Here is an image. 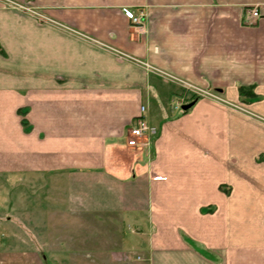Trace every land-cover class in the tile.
I'll return each mask as SVG.
<instances>
[{"label": "crops", "instance_id": "crops-1", "mask_svg": "<svg viewBox=\"0 0 264 264\" xmlns=\"http://www.w3.org/2000/svg\"><path fill=\"white\" fill-rule=\"evenodd\" d=\"M7 1L46 21L0 0V264H264V0Z\"/></svg>", "mask_w": 264, "mask_h": 264}, {"label": "built area", "instance_id": "built-area-1", "mask_svg": "<svg viewBox=\"0 0 264 264\" xmlns=\"http://www.w3.org/2000/svg\"><path fill=\"white\" fill-rule=\"evenodd\" d=\"M10 3L12 4V9L24 10V11L29 12L32 15L40 18V19L46 20V18L44 16L39 14L33 8H29V7H26V6L21 5V4L13 3L11 1H10ZM248 13H249L250 17L253 19H258L260 16L259 11L256 8L250 10ZM126 16L138 28H141L143 26V20L145 17V14L143 12H141L139 15H137V14H134L132 11H126ZM126 57H128V56H126ZM128 58H130V57H128ZM143 65L148 69H154L149 64L143 63ZM188 87L199 90L200 95L202 97L208 96V97L217 99V97H215V96H213V95H211V94H209L203 90H200V89L192 87V86H188ZM241 110H243V109H241ZM145 112H146V108L143 107L142 108V114L140 116H138L135 120H133V122L130 124L129 136L127 139V145L130 148L139 149V150H146L148 153H150L151 149L153 148V144H154V142L158 136L159 131L155 126L151 125L148 122V120L145 116ZM245 112H246V110H245ZM157 179H161V178H157Z\"/></svg>", "mask_w": 264, "mask_h": 264}, {"label": "rangeland", "instance_id": "rangeland-1", "mask_svg": "<svg viewBox=\"0 0 264 264\" xmlns=\"http://www.w3.org/2000/svg\"><path fill=\"white\" fill-rule=\"evenodd\" d=\"M3 3H4V7L6 8V9H12V4L10 3V1L8 2L7 0H3ZM29 13V12H28ZM46 21V20H45ZM187 86V85H186ZM190 86V85H189ZM193 87V86H192ZM188 90H190V91H188ZM188 90H186V92H184L182 95H181V98L183 99L182 100V103L184 104V106H186V105H189V104H191L194 100H196L197 98H211V97H208V96H204V97H202L201 95H200V91L199 90H197V89H194V88H189ZM209 94H211V95H213V96H215V97H218V99H220V98H222L219 94H217V93H209ZM212 99V98H211ZM234 109H236V110H240V109H243V110H240L241 112H243L244 114H246V115H248V116H251V112L250 111H248L247 109H246V107H242V105H237V107L236 108H234ZM245 110H246V112H245ZM2 182H4V183H6L5 181H1L0 180V197H2V196H8L9 198H11V204H10V206H8L9 207V209H14L15 208V197L21 192V190H22V188H21V186H18L19 184L18 183H15V182H13V184H11V183H6L7 185V189H6V191H7V194L4 192L5 191V184H3ZM27 190V192H28V195H29V197H31V189H26ZM1 198H0V236L2 237L1 238V241H0V244H2V243H4V242H6L5 240H6V238H4L2 235H3V232H6V230L8 231L9 230V232H11L12 234H15V232L17 231V226H16V218H17V216L15 215L16 213H15V211H12L11 213V215H10V219L11 220H9V222H7L6 221V218H5V214H4V212H5V205H4V207H3V204L1 205ZM5 203H6V201H4ZM6 223H8V225L6 224ZM11 223H14V225L13 224H11ZM36 223H37V221H36ZM44 224H47V222L46 221H44L43 222ZM93 224H95L96 222H92ZM25 224L29 227V228H31L32 229V225L34 226V222L32 221V220H27V221H25ZM100 224V223H99ZM102 227H104V228H106L107 229V231H109V232H113V228L110 226V224L109 223H105V222H103V225H102ZM8 228V229H7ZM41 229H43V231H47V229H45L44 230V227H41ZM95 230H96V227L94 226V228H93V231H89L88 232V239H95ZM12 243L14 244L15 243V240H14V238H12ZM45 241H47L46 240V238H45Z\"/></svg>", "mask_w": 264, "mask_h": 264}, {"label": "trees", "instance_id": "trees-1", "mask_svg": "<svg viewBox=\"0 0 264 264\" xmlns=\"http://www.w3.org/2000/svg\"><path fill=\"white\" fill-rule=\"evenodd\" d=\"M239 92H240L241 98L244 99V100H248V102H252V101L258 100V96L255 95V93L253 91V87H240L239 88ZM199 99L200 98H197L191 104L186 105V106H190V107L187 108L186 110H182V112L183 113L188 112Z\"/></svg>", "mask_w": 264, "mask_h": 264}, {"label": "water", "instance_id": "water-1", "mask_svg": "<svg viewBox=\"0 0 264 264\" xmlns=\"http://www.w3.org/2000/svg\"><path fill=\"white\" fill-rule=\"evenodd\" d=\"M190 106H184L183 107V110H186L187 108H189Z\"/></svg>", "mask_w": 264, "mask_h": 264}]
</instances>
